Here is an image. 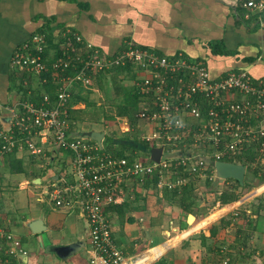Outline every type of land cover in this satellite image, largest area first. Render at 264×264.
<instances>
[{"label": "built area", "instance_id": "2783aa9c", "mask_svg": "<svg viewBox=\"0 0 264 264\" xmlns=\"http://www.w3.org/2000/svg\"><path fill=\"white\" fill-rule=\"evenodd\" d=\"M242 6L245 17L254 15L262 25L264 0H244ZM62 36L58 54L54 50L53 55V49L45 54L47 40L36 32L13 51V70L37 77L39 84L46 80L41 75L50 70H74L52 74L55 89L52 94L43 91L38 101L27 98L7 105L0 101V154L24 150L47 164L54 153H68L64 165L45 179L40 200L54 207L77 208L88 227L92 264L97 260L99 264H151L165 248L150 256L145 255L150 248L124 255L113 242L105 209L121 203L132 190L126 188L130 185L155 180L158 188L181 190L193 177L215 179V161H229L226 158L248 148L264 163V76L253 78L245 70H231L211 78L201 60L191 61L181 54L168 57L128 42L122 50L105 55L91 46L85 49L82 37L71 30ZM125 65L135 67L131 85L140 96L137 116L147 126L143 138L161 148L158 162L129 160V153L115 157L70 130L72 94L80 87L97 91L93 84L100 73ZM25 253L0 216V255L4 256L0 260ZM227 263L228 258L223 259L222 264Z\"/></svg>", "mask_w": 264, "mask_h": 264}, {"label": "crops", "instance_id": "0c3cea01", "mask_svg": "<svg viewBox=\"0 0 264 264\" xmlns=\"http://www.w3.org/2000/svg\"><path fill=\"white\" fill-rule=\"evenodd\" d=\"M243 1L0 0V100L10 104L17 101V92L14 89H9L12 83L8 74L14 71L10 65V57L15 48L35 32L42 33L45 40H49L51 37L55 44L58 40H64L62 36L64 31L71 30L82 37L85 49L91 46L105 55H112L122 50L128 42L168 57L181 54L191 61L201 60L209 70L211 78H219L231 70H245L253 78L263 77L264 15L261 16L262 25L258 23L254 15L249 14L248 17H245L247 10L242 6ZM216 43L220 46V53H214L211 50V45ZM37 79L35 76L31 78L23 74L21 76L22 83L28 84L30 81L29 86L32 88L41 85ZM96 90L97 92L101 90V82H99V86L97 85ZM135 116L137 127L140 130L139 138L147 142L143 138L147 126L143 120L138 118L137 112ZM124 119L126 120V118ZM91 130L93 129L85 128L80 131L75 129L74 132L79 134L83 131L84 133L81 135H85L91 142L96 143L99 149H102V142L100 147L95 140L87 135ZM97 131H103L104 136L108 135L103 129ZM86 132L88 133L86 134ZM112 137H114V147H117L118 139L115 136ZM130 144L133 145V143ZM148 146L149 151L138 146L136 149L146 153L145 161L150 156L151 147H155L149 143ZM15 156L17 160L22 161L26 172L12 173L6 168V164L3 165L0 162V188L10 189L5 193V207L9 204L17 207L22 205L18 209L21 222L11 221V217L1 209L0 216L7 227L22 242V232V235H33L38 238L37 233H32L27 226L28 222L36 218L43 220L46 226L43 231L49 233L53 231L54 234L49 239L50 250L41 246L33 248L32 251L23 248L26 252L25 255L13 258L14 261L10 264H19L20 262L22 264H92L90 258L93 256V252L89 243L88 227L77 208H52L53 210H50L47 206H51L47 202L41 201L38 193L34 198L32 197L34 202L40 203L39 207H36L35 211L33 210L34 215L25 212L26 202L17 203L19 198L20 200L24 199V197H17L24 193L23 189V192L17 191L20 186L27 187L26 184L32 182L42 188L43 181L56 173L55 168L64 165L65 158L69 157L68 153H54L52 160L47 164L43 162L42 158L38 159L34 156L32 158V155L24 150L17 152ZM136 157L140 158L139 155ZM36 172H39L41 176L35 177ZM214 180L224 187L225 181L223 180L225 179L216 177ZM130 187L132 190L127 193L121 203H118L117 206L114 204L116 207L114 206L112 210H109V207L105 209L110 220L113 242L124 255H133L169 240H172L169 244L171 246L178 239L183 241L190 235H193L194 238L196 237L194 235L199 233L200 227L217 217H210L213 212L220 210V214L228 211L232 213L235 207L240 206L237 209H242L241 212L245 211V214L251 219V225L248 227L250 235L245 241H242L240 247L237 245V250H239L237 252L243 254L244 258L236 259V262L232 263L264 264V212L259 210L258 204L251 210L249 206L248 208L245 206L250 205V200L245 205H243V201H233L224 206L220 205L208 216L205 215L206 217H202L195 224H190L188 216L193 212L183 211L176 201H169V197L164 193L165 189L158 188L153 183L139 186L130 185L126 188ZM29 194L32 196L30 190ZM229 207L231 208L227 210ZM238 213L239 211L236 215ZM29 215L31 216L28 217ZM243 218L244 216L237 219L241 220L240 224H244ZM80 221L84 231L76 228L75 223ZM194 221L195 216H193ZM12 227H15V230ZM200 231L205 232L206 237L209 236V228ZM221 238L225 239L223 236ZM34 239L36 240V238ZM73 242H82L83 246L65 260L54 252L55 246ZM196 242V239L184 240L182 245L185 246H172L151 264H201V260L199 263L196 256L199 253L202 254V250L194 246ZM231 243L226 244L224 248L236 251L234 249V247L236 248L235 232ZM187 244H189L188 247H186ZM229 245L232 246V249L228 248ZM8 261H3V263H8ZM97 263H100L99 260Z\"/></svg>", "mask_w": 264, "mask_h": 264}, {"label": "trees", "instance_id": "16d2710c", "mask_svg": "<svg viewBox=\"0 0 264 264\" xmlns=\"http://www.w3.org/2000/svg\"><path fill=\"white\" fill-rule=\"evenodd\" d=\"M63 40H58L55 44H53V40L51 37H49V40H47V47H45V54L50 51V49H54L55 52L58 54L59 51L62 49V43ZM77 46V44H75ZM211 50L214 53H220L221 49L218 43L215 45H211ZM73 68H69L61 72V70L56 71H48L47 73H43L41 76L46 78L44 79V82L37 87L32 88L28 84H23L21 81L22 73H17L16 71H13L11 74H8L10 76V80L12 85L10 86V90H15L18 94V101H24L27 98H32V100H40L41 94L43 91L50 92L52 94L53 90L55 89V86L53 85L52 80V74L58 76L59 74L66 73L70 74L73 72ZM134 65H125V66H118L114 67L111 70L105 74L108 76L111 87H112V93L113 98L111 100H114L117 97H120V101L113 102L111 101L108 103L107 109L105 110L104 107L97 108V110H93L91 114H88L86 112V108L88 106H95V103H93L91 100H89L86 94H82V91H84L81 87L79 90L72 94L70 104H69V117H70V130H75V126L77 122H96L100 121L101 119L105 120H113L115 117H123L126 118L129 130L127 132H124L120 137L117 139V147H114V137L112 135H106L104 136V139L102 141V149H99L100 151H103L104 153H110L113 156L116 157H122L125 155V153H129L130 155L126 156L129 160L133 159L134 157L138 156L137 153H139L138 150H136L138 147H143V149L149 151L148 143L144 140H141L140 137V130L137 127V118L135 116L136 112L138 113V100L140 98L139 92L133 87V86H125L123 85L122 80L125 79H134L136 77ZM20 74V75H18ZM102 73L97 76L96 80L94 81L93 87L99 86L100 79L102 77ZM92 87V88H93ZM92 89L85 90L86 92L91 91ZM1 101V100H0ZM2 104H10L7 101H1ZM75 106V107H72ZM101 116V117H100ZM100 117V118H99ZM84 133L79 132V134ZM88 132H86L87 134ZM130 143H133L131 145ZM138 146V147H137ZM137 154V155H136ZM16 152L15 150H12L11 152L0 154V162L6 164V168L12 173L15 172H26V169L24 166H22V161L16 159ZM226 160L232 161L235 160L237 162H241L245 164L246 166V172L244 175L243 183L240 184L237 180L234 179H225L223 181L228 182L231 184L229 186H225L223 189H221L218 192L217 195V201L220 203V205H226L228 203H231L233 201H236L239 198L238 188L242 187H251V186H257L260 185L258 188L261 190V188L264 187V163H261L257 153L254 149L248 148L235 158H226ZM210 171H207V175H210ZM35 177H40L41 174L39 172H36L34 174ZM33 176V177H34ZM47 179H49L47 177ZM211 180L206 177L205 185H210ZM153 185H156L155 180H153ZM31 184V183H30ZM148 183H144V185H147ZM193 183L190 182L187 186H184L181 190H166L165 189V195L169 197V201H176L177 204L180 206V208L183 211H186L188 213H192V200L190 199L189 193L192 189L190 185ZM252 184V185H251ZM118 204H116L117 206ZM115 205L109 206V210L114 209ZM115 206V207H116ZM59 209V208H58ZM107 209V210H108ZM244 216V224L238 226V228L235 231V241L239 244L242 243V239L246 238L250 235V232H248V227L251 225V219L248 217L247 214ZM243 217V216H242ZM229 221L224 220L221 218L220 224L225 226ZM220 224H212L209 227V237L214 236L218 230V227ZM206 236L203 233H200V242L202 244H205ZM241 241V242H240ZM2 255H0V259L3 260ZM222 257V256H221ZM10 261L13 262L14 259L10 258ZM223 261V260H222ZM222 263V262H221ZM201 264H206L204 261L201 262ZM213 264H217L216 262ZM228 264H233L232 261H228Z\"/></svg>", "mask_w": 264, "mask_h": 264}, {"label": "rangeland", "instance_id": "374dc122", "mask_svg": "<svg viewBox=\"0 0 264 264\" xmlns=\"http://www.w3.org/2000/svg\"><path fill=\"white\" fill-rule=\"evenodd\" d=\"M102 75L103 76L100 79L101 90H99L98 92L95 91L94 93L92 91H89V92L82 91L83 95L86 94L88 96L87 98L89 100H91L93 103H95L94 107L88 106L86 108V112L88 114H91V112L93 110H97V108H100L101 106L104 107V109L106 110L107 109L106 105L108 103H110L111 101H113V102L120 101V97H117V96L114 100H111V98H113L111 82H110L108 76H106L105 74H102ZM131 80L132 79H130V80L123 79L122 80L123 85L132 86ZM9 94L12 95V93H9ZM108 121H109V119L106 121L103 118L100 121H96V122H87V123L77 122L75 129L77 131H80L81 129L83 130L85 128L86 129H93V130L94 129L95 130H102L103 129L110 135L114 134L112 136H115L116 138L120 137L124 132H127L129 130V126L127 124V121L124 118L115 117V119L111 120L110 122H108ZM138 155H139L140 159H142V160L146 159V153L139 152ZM31 157L33 158V156H31ZM34 167L39 168L36 165H34ZM205 180H206V178H200V177H193V179H191V182L193 184L190 185L192 189L190 190L189 196H190V199L192 200V208H194L192 215L195 216V221L193 222V220H191L190 224L191 223L195 224L200 219H202V217L204 218V217L208 216L211 211L213 212L215 209L220 207V203L217 202L218 192L221 190V188H224L225 186H229L231 184V182L230 183L225 182L224 187H221L217 183V181H216L217 179L214 180V178H212V179H210L211 180L210 182H212V183H210V185H205ZM42 184H45V181H43ZM262 184H259L257 186H251V187H242V188L240 187V188H238L237 190L239 193V198L236 201H238V200L243 201V205H245V204H248V200H250L249 201L250 205H245V206H247V208L249 206V208H251V210H253L254 206H257V204H258L259 206H257V207L260 208L259 210H262L264 212V187L261 188V190L258 188ZM26 185H27V187L20 186L19 187L20 189L17 190V191H21V192H23V190H24V193L17 195V197H24V199L20 200V198H19V201L17 203L20 204L21 202H23V203L26 202V205L25 206L23 205L25 207L24 208L25 212L27 214H33L34 215L35 208L36 207L38 208L39 207L38 204L40 205V203L38 201L34 202L33 198L36 196L37 193L39 194V192L42 188L40 186L32 183V182H31V184L27 183ZM16 187H17V184H16ZM187 187H189V186H187ZM7 190H10V189L0 188V192H1L0 209L3 212L7 213V215H9L11 217V221L16 220L15 222H18V221L21 222V220H19L21 215H20V212L18 211V209L20 207H22V205H20L19 207L15 206V205H11V204H9L7 207H5V205H4V198H5V193ZM29 190H30V192H32V196L29 194ZM42 190L44 191L45 187H43ZM25 191H27V193H25ZM154 192H156V191H154ZM164 192H165V190H164ZM126 195H125V198H126ZM50 206L51 207L47 206V208H49L50 210H53L52 208H54V209H58V208L62 209L63 208V207H54L52 205H50ZM230 208L231 207H229L227 210H229ZM237 208H240V206L235 207L233 209L234 211L232 210L233 211L232 213H231V211H228V212H224L222 214L217 215V217L214 220H211L205 226L200 227L201 229H199V233H196L194 235L196 237L193 238V235H190L189 237H187L188 240L189 239L190 240L196 239L197 242L195 243L194 246H196L197 249L202 250V254L199 253L196 256V258H198L197 261L199 263L201 260V262L204 261L206 264H213L215 262L217 264H222L221 262L225 258H228L229 262H230V260L232 262H236V259L241 260V258H244V256H242L243 254L237 252V251H239V250H237V248L240 247L239 242L237 243L235 241L236 248L234 247V249L236 251L227 250L226 248H224V246L226 244H232L231 240H232V236L234 235V232L236 231L238 226L242 225V224H240L241 220H237V219H240L242 217V215L246 216L245 211L241 212L242 209H237ZM39 210H38V213H40ZM237 211H239V213L236 215ZM30 216L31 215H29L28 217H30ZM221 218L224 220H228L229 222L225 226H223V224L221 225L219 223ZM75 224H76L77 229L84 231V227H83V224L81 221L76 222ZM212 224H215V225L220 224L216 234L214 236H210V237L207 236V238L205 240V244H202L201 242L199 243L200 233H203L200 230H202L204 228L208 230V228ZM22 226H23V224H22ZM12 229L15 230V227H12ZM22 234H23V232L21 233V237L23 238V242L21 241L22 248H25L28 251H32L33 248H38L39 246H41V247H44V249L50 250L51 245H50L49 239L51 236H53V234H54L53 231L50 233L47 231L39 232V233H37L38 238L34 237L33 235L25 236ZM173 236H174V234H173ZM222 236L225 238L224 240H223V238H221ZM182 237H181V239H182ZM17 238H19V237H17ZM34 238H36V240ZM187 239H184V240H187ZM243 240L245 241L246 238L242 239V241ZM181 241L182 240L178 239L174 244H171V246L169 245V246L165 247L166 248L165 250L171 248L172 246H185V245H182L183 241L182 242ZM160 242L162 243L163 241H160ZM237 245H238V247H237ZM188 246H189V244L186 245V247H188ZM231 247H232L231 245L228 246V248H231ZM165 250H163V252H165ZM39 257L41 258V256H39ZM194 258H195V256H194ZM191 259H192V257H191ZM191 259H190V261H191ZM18 260L20 261V259H18ZM10 262L11 261L9 260L8 263H5V264H10ZM0 264H4L3 261L0 260ZM19 264H22V263L20 262Z\"/></svg>", "mask_w": 264, "mask_h": 264}, {"label": "water", "instance_id": "95a60500", "mask_svg": "<svg viewBox=\"0 0 264 264\" xmlns=\"http://www.w3.org/2000/svg\"><path fill=\"white\" fill-rule=\"evenodd\" d=\"M91 139L95 140L99 146L101 147V142L103 140L104 132L91 130L87 134ZM161 153L160 147H151L149 159L155 162L159 161V156ZM215 176L219 179H234L237 180L240 184L243 183L244 175H245V165L240 162L234 161H224L217 160L213 163ZM193 217V215L188 216ZM28 228L32 233H38L46 229V226L43 223V220L40 218H36L28 222ZM83 246L82 242H73L65 245L55 246L54 252L61 259H66L68 256L74 254L79 250V248Z\"/></svg>", "mask_w": 264, "mask_h": 264}, {"label": "bare ground", "instance_id": "6f19581e", "mask_svg": "<svg viewBox=\"0 0 264 264\" xmlns=\"http://www.w3.org/2000/svg\"><path fill=\"white\" fill-rule=\"evenodd\" d=\"M219 214H220V210L213 212L210 217L214 218V217H216ZM191 220H193L192 216L189 217V221H191ZM171 242H172V240H169L166 243H163L161 247L160 246H153L150 249H148V251L145 252V255L146 256H150L152 253L158 254V253L162 252V249H163L162 247H164V248L167 247Z\"/></svg>", "mask_w": 264, "mask_h": 264}, {"label": "clouds", "instance_id": "9594fccd", "mask_svg": "<svg viewBox=\"0 0 264 264\" xmlns=\"http://www.w3.org/2000/svg\"><path fill=\"white\" fill-rule=\"evenodd\" d=\"M232 161H234V162H237V161H235V160H232ZM241 163V162H240ZM245 165V164H244ZM245 171H246V166H245Z\"/></svg>", "mask_w": 264, "mask_h": 264}]
</instances>
